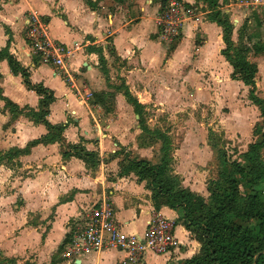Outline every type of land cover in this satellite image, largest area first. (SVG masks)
<instances>
[{
	"label": "crops",
	"instance_id": "0c3cea01",
	"mask_svg": "<svg viewBox=\"0 0 264 264\" xmlns=\"http://www.w3.org/2000/svg\"><path fill=\"white\" fill-rule=\"evenodd\" d=\"M179 2L197 10L194 0ZM215 2L231 24L229 40L235 46L242 29L240 42L250 48L246 60L256 68L254 95L264 100L259 92L264 85V22L257 10L264 6L260 0ZM252 6L256 11L250 14ZM159 10L160 5L153 0H0V52L27 71L32 85L51 94L45 121L63 127L59 139L30 145L49 134L43 124L28 115L39 111L41 98L27 89L21 77L11 73L5 59L0 58V155L22 152L0 162L1 256L14 259L16 264H68L57 252L59 245L103 199L109 201L124 233L141 236L151 216L159 215L173 223L175 244L167 254L145 253L137 262L110 249L82 258L78 264H183L199 255L200 244L177 221L179 209L168 208L164 198L153 199L148 179L139 180L133 172L118 175L126 154V159L137 160L141 157L134 150L151 146L139 139L138 117L119 88L125 87L144 110L150 103L145 101L146 92L192 90L189 87L197 91L198 85L221 93L228 102L229 88L240 90L246 103L244 117L257 107L248 100L249 86L230 79L231 66L220 54L221 27L196 13L183 22L177 44L168 49L156 25ZM32 11L47 23L52 40L67 47L73 43L80 46L67 66L73 72L75 87L83 96L90 95L86 101L76 97L51 66L34 63L24 36L26 14ZM253 45L261 46V50L254 52ZM99 55L104 60L103 71L98 65ZM114 78L121 82L119 86L112 84ZM94 92L113 94L109 113L91 103ZM5 102L17 113H12ZM144 120L151 129L148 119ZM75 145L93 153L95 164L62 157L64 147ZM180 185L204 200L208 197L197 194L186 182L182 185L180 181ZM203 188L208 194L207 185Z\"/></svg>",
	"mask_w": 264,
	"mask_h": 264
},
{
	"label": "trees",
	"instance_id": "16d2710c",
	"mask_svg": "<svg viewBox=\"0 0 264 264\" xmlns=\"http://www.w3.org/2000/svg\"><path fill=\"white\" fill-rule=\"evenodd\" d=\"M115 3L119 0H114ZM160 5V11L165 5L164 0H153ZM180 1V0H177ZM216 0H194L204 3L209 11L206 19L214 22L222 29L221 56L229 63L232 69L231 80H239L245 86H249L248 100L257 107L259 116L264 127V100L258 99L254 93L253 78L256 73L255 65L246 60L250 48L240 42V31L238 32V44L235 46L229 40L231 24L226 15L217 9ZM185 7L190 5L184 4ZM193 6V5H191ZM254 52L261 50L256 45L252 46ZM100 54L99 50L97 51ZM0 58L5 59L11 73L18 74L23 85L33 91L38 97L39 111L29 112L28 115L35 122L44 125L48 135L40 140L31 142L30 145L39 141L46 143L52 139H59L62 126H51L45 121L47 106L53 98L51 94L39 85H32L28 80V73L22 69L15 60L0 52ZM34 63L36 59H33ZM98 65L103 71L104 60L98 57ZM118 90V88H117ZM127 104L137 115V125L140 129L139 139L143 145L150 146L159 143L160 160L156 165H150L144 160H128L126 164H120L118 175L133 172L139 180L148 179V187L152 192V198L161 197L165 199V205L170 209H179L181 216L178 223L189 231L201 248L198 256L184 261L183 264H264V164L260 160V151L264 149V133L260 134V140L247 146V150L241 155L245 166L237 162L225 164V170H218V181H211L207 185L208 197L206 200L200 196L182 188L179 179L172 174L168 167L169 151L166 145L169 139L159 130H151L145 125L144 109L138 100L130 96L125 87L119 88ZM91 103L101 106L104 113L111 111L113 94L97 92L91 94ZM0 99L1 96H0ZM5 106L12 112L17 109L5 102ZM53 133V134H51ZM148 139V140H147ZM150 139V140H149ZM145 140V141H144ZM147 140V142H146ZM22 154L21 151L7 152L0 155L10 158ZM76 157L88 165H94L95 155L85 151L81 146H66L62 157ZM222 165L225 163L223 155L218 158ZM125 163V162H124ZM245 182V193L241 195L238 190V180ZM68 234L64 237L57 250L59 256L63 250ZM12 258L0 255V264H15Z\"/></svg>",
	"mask_w": 264,
	"mask_h": 264
},
{
	"label": "rangeland",
	"instance_id": "374dc122",
	"mask_svg": "<svg viewBox=\"0 0 264 264\" xmlns=\"http://www.w3.org/2000/svg\"><path fill=\"white\" fill-rule=\"evenodd\" d=\"M260 1L264 6V0ZM194 6L197 7L195 15L196 13L200 16L202 14V20L208 16L204 14L207 11L204 3ZM249 8H253L250 14L255 13L254 6ZM257 10L264 22V8L259 6ZM256 15L258 16V14ZM160 40L165 43L168 49H172L178 42V39L172 42ZM262 75L264 76V69ZM111 82L116 86L121 83L115 78ZM189 88L192 90L164 91L155 94L146 92L144 94H147L145 101L148 100L150 103L145 105L144 118L148 119V126L151 130H159L170 140L166 145L170 156L168 167L174 169V172L179 176V178L177 176L180 179L179 182L181 181L182 185L184 182L188 183L196 190L197 194H203V197L206 198L209 193L206 194L203 187L211 181H218L217 169L219 168L221 172L225 170V164L231 162H237L244 167L245 163L242 161L241 153L247 150L250 141L260 140V134L264 133V128L261 125L262 120L258 116L259 112L257 113L258 109L253 113L249 112L244 117L246 103L242 100L241 91L237 88H229V102L223 98L221 93L210 92L207 86L198 85L197 91L193 87ZM252 92L255 94V89ZM259 92L264 97V85L263 91ZM134 119L131 117L132 121ZM251 131L256 139L251 138ZM159 147V143L154 145L152 143L149 149L134 150V154L150 165L157 164L161 157ZM171 154L174 158L173 163ZM220 155H223L225 161L223 165L218 159ZM126 157L127 154L122 164H126ZM260 160L264 164V149L260 151ZM176 161L178 162L177 170L174 167ZM237 180L238 190L241 195H244L245 181Z\"/></svg>",
	"mask_w": 264,
	"mask_h": 264
},
{
	"label": "built area",
	"instance_id": "2783aa9c",
	"mask_svg": "<svg viewBox=\"0 0 264 264\" xmlns=\"http://www.w3.org/2000/svg\"><path fill=\"white\" fill-rule=\"evenodd\" d=\"M164 1L156 25L166 40L173 41L180 35L183 22L194 17L196 8L185 7L177 0ZM24 36L31 57L38 63L51 66L69 84L73 94L86 101L90 95L83 96L75 87L73 72L67 66L68 60L80 46L73 43L67 47L52 40L48 35L47 23L34 11L26 14ZM68 235L60 255L68 264L110 249L123 252L127 260L137 262L145 253L167 254L175 244L173 223L159 215L151 216L141 236L124 233L106 199L91 207L84 223Z\"/></svg>",
	"mask_w": 264,
	"mask_h": 264
},
{
	"label": "water",
	"instance_id": "95a60500",
	"mask_svg": "<svg viewBox=\"0 0 264 264\" xmlns=\"http://www.w3.org/2000/svg\"><path fill=\"white\" fill-rule=\"evenodd\" d=\"M75 264H78V261H76Z\"/></svg>",
	"mask_w": 264,
	"mask_h": 264
}]
</instances>
